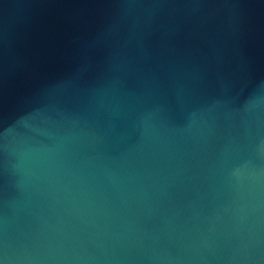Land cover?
<instances>
[{
    "label": "water",
    "instance_id": "95a60500",
    "mask_svg": "<svg viewBox=\"0 0 264 264\" xmlns=\"http://www.w3.org/2000/svg\"><path fill=\"white\" fill-rule=\"evenodd\" d=\"M0 264H264V0H0Z\"/></svg>",
    "mask_w": 264,
    "mask_h": 264
}]
</instances>
